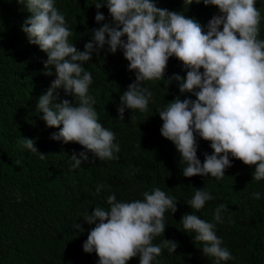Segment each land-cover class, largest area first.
Segmentation results:
<instances>
[{
  "label": "clouds",
  "instance_id": "obj_1",
  "mask_svg": "<svg viewBox=\"0 0 264 264\" xmlns=\"http://www.w3.org/2000/svg\"><path fill=\"white\" fill-rule=\"evenodd\" d=\"M17 2L29 13L21 30L29 44L38 45L47 54V75H55L46 93L38 98L40 118L47 127L59 129L50 139L85 149L79 153L73 150V169L89 160L88 152L102 161L119 158L115 155L120 152V145L114 143L115 133L98 122L96 99L89 94L93 77L84 67L107 45L112 54L122 52L128 71L135 74L117 106L122 121L126 109L148 111L153 92L145 84L165 79L170 58L182 63L186 76L174 73L167 80L174 81L181 94L195 99L176 96L158 114L163 121L162 137L174 144L186 164L184 177L210 174L222 180L226 169L232 167L231 156L255 167V181L264 180V39L258 38L261 13L256 0H183L184 5L203 3L218 9L206 25L182 12L158 7L155 0H98L94 19L100 27L92 29V38L83 51L69 41L72 32L55 0ZM105 6L109 22H104L100 11ZM59 90L74 99H61ZM197 137L210 142L213 150L204 153L203 163L197 155ZM20 145L44 159L33 139L23 138ZM103 187L98 185L96 193ZM142 197L118 201L112 194L106 198L108 209L97 206L91 214L83 215L85 223L94 225L83 250L95 252L98 264H128L134 257H139V264H159L162 249L176 252L174 240L153 244L165 232V212H177L176 198L159 187L151 193L144 191ZM253 197L260 199V193H253ZM213 199L210 192L198 189L188 204L199 211ZM226 210V205H218L214 221L223 223L221 212ZM181 222L186 233H196L194 239L203 243V255L213 258L215 264L235 259L221 246L223 240L216 234L215 223L194 213H185ZM74 227L84 231L81 224Z\"/></svg>",
  "mask_w": 264,
  "mask_h": 264
},
{
  "label": "trees",
  "instance_id": "obj_2",
  "mask_svg": "<svg viewBox=\"0 0 264 264\" xmlns=\"http://www.w3.org/2000/svg\"><path fill=\"white\" fill-rule=\"evenodd\" d=\"M96 2L55 0L72 32L69 41L80 51L92 38V29L100 27L94 19ZM155 2L158 7L196 18L202 25L218 13L215 6L203 3L188 6L183 0ZM256 7L261 13L258 38L264 39V0H256ZM100 11L105 15L104 22H109L107 7ZM28 15L17 0H0V264H98L95 252L83 250L88 231L94 227L83 221V215L91 214L97 206L108 209L109 195L115 194L118 201H131L142 199L144 191L151 193L155 187L178 202L175 214L171 210L164 214V234L153 240L156 245L163 239L174 240L177 249L173 253L162 249L157 257L159 264H215L213 258L203 255V243L194 239L196 233L183 229L181 218L185 213L216 224L221 246L235 257L221 264H264V180L253 179L255 167L230 156L232 167L226 169L222 180L210 174L184 177L186 164L174 144L160 133L163 121L158 112L176 96L182 100L190 97L181 94L174 81L167 80L174 73L186 76L182 63L170 58L165 79L145 84L153 92L148 111L126 109L122 121L117 106L135 74L128 71V61L121 51L112 54L105 45L99 56L94 53L84 64L93 77L89 94L96 99L98 122L115 133L114 143L120 145L115 155L119 158L102 161L88 152L89 160L73 169V150L79 153L85 149L76 143L50 139L59 129L47 127L37 111L38 98L46 93L55 75H47V54L38 45L29 44L21 30ZM51 71L54 73V68ZM59 91L61 99H74ZM23 138L33 139L44 159L21 147ZM197 143V155L203 163L204 153L213 150L210 142L200 137ZM100 184L104 187L97 194ZM198 189L210 192L215 199L196 211L188 201ZM255 192L260 193V199L253 197ZM220 204L227 208L221 212L223 223L214 221ZM75 223L84 231L76 229ZM128 264H139V257Z\"/></svg>",
  "mask_w": 264,
  "mask_h": 264
}]
</instances>
